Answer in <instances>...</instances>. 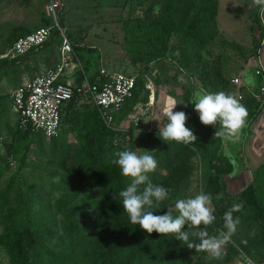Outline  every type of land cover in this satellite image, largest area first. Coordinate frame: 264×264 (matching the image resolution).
I'll return each mask as SVG.
<instances>
[{"label": "trees", "instance_id": "16d2710c", "mask_svg": "<svg viewBox=\"0 0 264 264\" xmlns=\"http://www.w3.org/2000/svg\"><path fill=\"white\" fill-rule=\"evenodd\" d=\"M138 7L145 9L141 17L131 19L135 23L128 31L130 39L125 46L128 66L132 68L129 75L135 77V85L119 111L112 113L110 126L90 98L78 93L83 81L80 70L74 74V94L61 109L60 134L49 141L30 128L19 129L17 117L8 107L9 94L0 96V126L8 112L14 119L12 126L4 124L9 140L0 143V248L9 264H233L240 251L256 262H264V187L253 180L235 193L229 192L226 179L233 166L220 154V139L190 109L193 89L183 80L188 74L208 94L223 91L233 96L226 73L232 55L227 51L235 53L237 49L219 33L218 0H138ZM259 22L257 8L253 23L261 38ZM48 24L43 17L37 28ZM34 30L15 25L8 28L0 55ZM67 36L89 82L94 83L99 76L97 64L93 65L91 57L82 53V47L72 43L70 33ZM259 46L260 39L252 48L255 57ZM215 47L220 51L213 57L211 49ZM169 53H177V57L167 58ZM27 56L19 62L0 58V70L13 65L10 72H17ZM207 56L213 59L207 60ZM151 70L156 71L149 76L156 90L163 86L172 93L177 87L182 90L181 99L188 106L183 104L176 112L186 113L185 126L197 140L192 145L162 140L159 150L150 154L157 161L156 170L149 174L151 181L169 190L160 209L154 205L150 210L162 215L172 208L175 217L177 199L195 197L201 191L211 194L210 207L216 219L208 231L210 236H216L223 230L224 214L232 205L241 204V211L233 213L234 218L239 217L237 231L223 246L219 258L189 249L187 242L171 234L148 235L130 223L120 202L119 193L127 181L112 161L117 158L115 153L133 151L136 144L130 130L123 134L115 124L138 103L148 102L149 89L143 73ZM239 103L247 109L245 127L249 128L260 114L264 99L257 102L246 94ZM33 146L37 160L29 157ZM12 162L17 167L8 176ZM198 163L204 169L202 187ZM27 168L30 172L24 175L22 171ZM57 176L60 180L54 182ZM194 180L196 185L192 187ZM53 193L57 194L54 199ZM189 240L198 242L192 236Z\"/></svg>", "mask_w": 264, "mask_h": 264}, {"label": "rangeland", "instance_id": "374dc122", "mask_svg": "<svg viewBox=\"0 0 264 264\" xmlns=\"http://www.w3.org/2000/svg\"><path fill=\"white\" fill-rule=\"evenodd\" d=\"M218 2L219 11L218 9L217 11L219 14L217 21L219 28L224 32L225 37L228 40H233L238 39L236 35H246V29H250L251 27L249 19L254 26L253 17L255 16V11H246L244 2H241V0H218ZM48 3L49 0H0V45L6 37L7 29L13 25L26 22L31 25L33 24L34 28H36L41 26L43 17L48 20V25H50L52 21L45 15V7ZM62 3L64 5L62 21L67 30V34H71L72 43L84 49L82 50V53L85 54V56L91 57L93 65L97 64V70L102 68L108 72L129 75L130 72H132V68L128 66L127 50L125 49L126 40L130 39L128 31L135 23V21L131 19L141 17V13L145 7L140 9L138 7V0H62ZM247 5L248 4H246V6ZM246 12H248L247 16L249 19L246 17ZM254 28L253 31L255 35H258L257 26L255 25ZM58 41L59 38L56 36L50 43L43 46L40 52L33 54L34 57L30 58L31 61L29 63L36 64L41 55L45 56L50 53L56 55L58 53ZM88 48L93 49L94 52L89 53L86 50ZM219 51L220 47L211 49L212 56L214 57ZM227 52H229L230 56L233 55L231 50H228ZM172 55L175 58L177 57V53H169L167 58ZM213 57L208 58L207 56L206 58L207 60H212ZM27 58L28 57L25 59L29 60ZM12 66H8V68L3 69V71L0 70V96L3 94L8 95L15 87L23 82L24 78L33 75L31 70H28L27 68L21 69L25 65L19 67L17 72L11 73L10 70L13 68ZM238 66V64L237 66L231 65L230 62L227 68L229 67L236 70ZM42 67H45V65L40 66L39 69ZM4 72L10 73L6 75ZM226 73L229 75V72L226 71ZM143 74L146 78V88L149 89L148 102L138 103L131 113L124 118L119 119L117 124H115V128L123 134H126L129 130L132 132V140L136 144L133 151L138 155L151 154L152 152L159 150L162 142V139L157 135L159 124L161 123V126H163L167 123L165 117L167 111L173 109V111L176 112L183 107L184 103L181 99L182 90L179 87L176 88L175 93H172V91L166 86L156 90L155 86L150 82L149 77L154 76L156 71H146ZM183 80L191 89L194 90L197 88L199 90L201 88L204 93L208 94V91L202 88L199 82L191 80L188 74L183 76ZM69 81H71V78H69ZM233 96L236 99V92L233 93ZM9 105L10 100H8V107ZM192 106L194 108L193 103ZM13 120V116L9 112L4 116L0 126L1 144L9 140V134L4 127V124L8 122L12 126ZM145 121L148 122L145 123ZM211 127L214 134L217 131L215 128L216 126ZM67 138L72 140L70 136H67ZM45 140L49 141V139L46 138ZM232 151L233 150L230 149V152H228L227 155H225L224 150L220 153L223 156L231 158L229 161L233 166L230 178L226 179L230 186L229 192L235 193L242 189V187H246L248 183L253 180L264 187V163L260 168L252 171L253 174H251L250 171H247V169H245L244 172H241L237 166L236 155ZM35 153V147L33 146L32 150L29 152V157L37 160ZM2 155L3 150L0 151V156ZM16 164L17 163L12 162L11 169L6 175L9 176L12 172H15L17 167ZM198 166L201 168L200 176L202 187L204 184V178L202 176L204 169L202 168V164L198 163ZM29 172L30 169L28 168L22 171L24 175H27ZM37 174H39V172H37ZM195 185L196 181L194 180L192 187H195ZM1 186L2 183L0 184V188ZM234 186L236 188H234ZM56 197V193H53L51 196L52 199ZM0 264H9L8 257L1 248Z\"/></svg>", "mask_w": 264, "mask_h": 264}, {"label": "clouds", "instance_id": "9594fccd", "mask_svg": "<svg viewBox=\"0 0 264 264\" xmlns=\"http://www.w3.org/2000/svg\"><path fill=\"white\" fill-rule=\"evenodd\" d=\"M258 7L261 23H264V0H253ZM194 104V111L198 114L200 122L205 126H217L214 137L221 139L225 155L228 153V143L239 139V133L245 126L248 116L247 109L233 96L225 92L204 94L195 92L189 101ZM185 107L188 102L183 103ZM167 123L161 126L157 135L165 142L175 141L184 145H192L197 137L193 131L185 126L187 115L183 111L174 112L173 109L165 113ZM159 121V120H158ZM148 121H145L147 123ZM117 157L112 161L120 169L121 175L126 179L127 186L119 195L122 198L124 213L129 217L130 223L138 225L148 235L153 232L161 236L173 235L176 240L187 242L189 249L196 252H207L219 258L222 248L236 233L239 217L233 213L240 212L241 204H234L223 216V230L218 235H209V226L215 221L211 194L201 191L195 197L177 199L174 208L178 215L172 214V208L162 215H155L150 210L169 197V190L154 184L149 174L157 168L156 159L150 154L138 155L131 150L115 153ZM55 177L54 182H59ZM141 186L142 189H141ZM94 210V209H93ZM187 225V230H183ZM197 238L198 242L190 241L189 237Z\"/></svg>", "mask_w": 264, "mask_h": 264}, {"label": "built area", "instance_id": "2783aa9c", "mask_svg": "<svg viewBox=\"0 0 264 264\" xmlns=\"http://www.w3.org/2000/svg\"><path fill=\"white\" fill-rule=\"evenodd\" d=\"M63 12L62 0H49L45 7V15L52 23L19 38L1 55V58L19 62L29 54L27 57H31L56 36L59 38L57 64L30 78L26 77L25 81L9 93L10 111L17 117L18 128H30L32 131L42 133L47 139H54L60 134L61 109L74 94V74L77 70L83 75L78 93L90 98L107 126L112 123V113L119 111L126 98L130 97L135 85L134 76L108 72L102 68L98 69L97 80L94 83L89 82L67 36L62 21ZM32 52L34 53L31 54ZM260 74V70L257 69L255 75ZM65 78L72 80L67 81ZM230 84L237 90L238 102L243 100L245 94L251 95L257 102L262 101L263 83L257 91H247V93L241 90L238 77L232 78ZM234 264H264V262H256L240 251Z\"/></svg>", "mask_w": 264, "mask_h": 264}, {"label": "crops", "instance_id": "0c3cea01", "mask_svg": "<svg viewBox=\"0 0 264 264\" xmlns=\"http://www.w3.org/2000/svg\"><path fill=\"white\" fill-rule=\"evenodd\" d=\"M241 2H244L246 11L247 10L250 12L255 11V14H256L258 7L254 3H252L253 0H241ZM246 4L248 5L246 6ZM218 11H219V2H218ZM218 11H217V16H216V23H217L219 33L227 41L235 44V47L237 49V52L233 53V55L230 57L231 58L230 62H231V65L237 66L238 64L239 66L236 68V70H234L233 68L231 69L229 67L226 68V71L229 72V75L227 74V77L229 81L234 77H238L241 82V87H242L241 90L243 91V93H247V91H257L259 86L262 83L264 84V23H261L260 17H259L261 32L263 34L262 37L259 38L257 37V35H255L253 31L255 29L254 28L255 24L253 26V24L251 23L252 21L247 16L248 12H246V17L250 21L249 22L251 26L250 29H246V35H243V34H240L239 36L236 35L238 39L228 40L225 37L222 29L219 28L218 21H217V17L219 14ZM15 26H23L29 30H34L37 28V27L34 28L33 24L31 25L30 23H26V22L16 24ZM258 39H260V46H259V49L257 50L256 57H255L252 53L253 52L252 48L254 47L255 41ZM32 57L34 56L32 55L31 57L27 58L29 60H26V59L22 60L19 63L17 69H19V67H21L22 65H25L28 67L24 66L21 69L27 68L28 70H31V73L33 75H37L41 73L43 70L56 65L58 62V53L56 55L53 53H50L45 56L41 55L36 64L29 63L31 61L30 58ZM230 62L228 63V65L230 64ZM44 65L45 67H42L39 69L40 66H44ZM257 69L260 70L261 72L259 76L255 75V71ZM25 79L26 78H24L23 81ZM65 79L69 81V78H65ZM232 88L234 92H237V90L233 86ZM198 91L201 93H204L201 90V88L199 90L195 88L192 93V98H193V94ZM263 99H264V96L262 100ZM190 109L192 110L193 113L197 114L194 111L193 107H191ZM218 127L219 125H217L215 128L218 130ZM210 129H212L211 126H210ZM220 142L222 145L221 139H220ZM230 149H232L233 150L232 152H234L236 155L237 160L236 159L234 160H236L237 166L241 172H244V170L247 169V171H250L251 174H253L252 171L260 168L261 165L264 163V103L260 111V114L257 116L256 120L250 125V127L246 128L244 126L239 133V139H236L234 142L228 143V152H230ZM222 150L223 149L220 146V153H222ZM224 157H226L228 160H231V158H228V156H224Z\"/></svg>", "mask_w": 264, "mask_h": 264}]
</instances>
